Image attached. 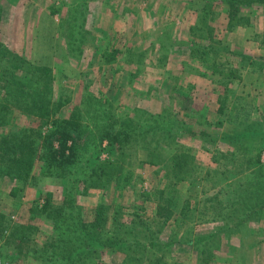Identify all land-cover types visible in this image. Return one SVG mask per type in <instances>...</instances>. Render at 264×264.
<instances>
[{
  "label": "rangeland",
  "instance_id": "374dc122",
  "mask_svg": "<svg viewBox=\"0 0 264 264\" xmlns=\"http://www.w3.org/2000/svg\"><path fill=\"white\" fill-rule=\"evenodd\" d=\"M0 50L42 70L0 93V264H264V134L229 140L264 125V3L0 0Z\"/></svg>",
  "mask_w": 264,
  "mask_h": 264
},
{
  "label": "trees",
  "instance_id": "16d2710c",
  "mask_svg": "<svg viewBox=\"0 0 264 264\" xmlns=\"http://www.w3.org/2000/svg\"><path fill=\"white\" fill-rule=\"evenodd\" d=\"M223 2L229 3L231 6H253L255 4H262L264 0H221ZM114 55H111L109 59L113 60ZM25 61L21 60L15 54H9L5 50H0V93H11L15 92V95L18 96V102H23L25 105L29 104V99H34L38 97V89H39V75L41 74L40 69L37 68H29ZM32 101V100H31ZM47 103V102H46ZM24 106H20L22 109ZM223 106H221L222 109ZM26 108L27 105H26ZM27 111V110H26ZM37 111L40 115L47 114V106L41 104ZM234 122L238 123L236 130L229 140H233V147L241 142H245L250 138H255L264 134V125L258 122L256 125L254 122H245L240 121V118L233 117ZM257 127V128H256ZM246 128V129H245ZM56 130V129H55ZM64 135V129H63ZM222 139V138H220ZM62 146H66L65 143ZM234 148H232L234 150ZM150 164L152 162L149 161ZM97 166L92 168L90 171V178L93 182L92 184L97 185L100 188H105L111 183L123 181L122 175L125 174L124 165L121 161H113L111 159L99 161ZM168 208V206L166 207ZM165 208V209H166ZM159 211H164L162 206L158 205ZM159 213V212H158ZM97 215H100V213ZM82 231L86 234V228L82 227Z\"/></svg>",
  "mask_w": 264,
  "mask_h": 264
}]
</instances>
